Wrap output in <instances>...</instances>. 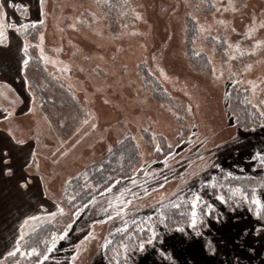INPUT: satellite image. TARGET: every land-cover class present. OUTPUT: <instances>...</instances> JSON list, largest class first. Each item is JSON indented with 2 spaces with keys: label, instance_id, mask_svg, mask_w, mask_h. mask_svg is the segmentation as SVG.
<instances>
[{
  "label": "rangeland",
  "instance_id": "obj_1",
  "mask_svg": "<svg viewBox=\"0 0 264 264\" xmlns=\"http://www.w3.org/2000/svg\"><path fill=\"white\" fill-rule=\"evenodd\" d=\"M29 1V6L16 3L26 7H13V18L10 12L0 11L7 14L5 23L43 21L35 25L39 26L35 39L18 32L28 44L25 57H31L35 48L43 67L71 88L86 111L78 125L63 134L58 121L61 108L42 107L39 92L24 72L19 73L27 89L12 90L1 100L0 106L12 113L2 122L11 138L19 144L36 143V168L48 182L44 209L66 206L64 184L101 160L127 134L141 154L131 177L116 180L72 217L68 237L41 264H109L104 243L117 229L153 215L167 201L191 198L193 193L201 196L198 207L202 202L212 206L210 214L206 206L195 227L191 221L171 229L160 224L152 242L147 243L151 237L144 240L143 250L138 247L126 256L119 251L111 264L117 260L119 264H264V210L257 216L255 207L239 195L232 200L214 190L229 173L264 174L257 156L264 155V126L239 128L230 105L234 87L247 89L259 108L264 99V43L256 45L264 42V0ZM189 39L194 54L209 57L210 68L191 62ZM7 43L6 29L0 47ZM16 108L18 112L31 108V115L17 120ZM145 131L155 133V141L152 135L149 144ZM160 134L173 150L156 160L155 143L163 149ZM5 138L9 143L0 137V161H5L13 144ZM8 184L0 178V264H17L8 259L21 235L20 226L14 238L15 222L35 202L19 176L21 203L18 215L11 216L6 200L15 194ZM1 188L8 192L2 195ZM121 193L131 203L116 215L123 207L117 199ZM257 193L264 197V191ZM109 202L115 208H109ZM89 231L92 237L77 251Z\"/></svg>",
  "mask_w": 264,
  "mask_h": 264
},
{
  "label": "trees",
  "instance_id": "obj_2",
  "mask_svg": "<svg viewBox=\"0 0 264 264\" xmlns=\"http://www.w3.org/2000/svg\"><path fill=\"white\" fill-rule=\"evenodd\" d=\"M37 27L39 26H30L28 29L19 32L35 39ZM190 43L189 39L187 51L191 62L203 69L210 68L211 61L209 57L205 53L194 54ZM35 52L34 48L32 56L30 55L31 59L25 69V77L39 92V100L42 107L47 109L51 104H54L56 107L61 108L58 121L61 128H63V134H69L71 129L75 128L85 115V108L68 85L48 73L43 67L42 61L35 55ZM38 81L41 82L39 83ZM161 99L164 100L165 98ZM230 105L234 121L239 128L248 130L264 126V116L260 115L261 112H264V99L259 108L251 101V96L247 89L242 86L234 87L230 90ZM69 123L71 126L67 130L64 127ZM145 134L147 142L150 144L152 142V133L145 131ZM158 136L163 139V141H160L163 149L156 151L158 153L156 160L163 158L173 150V147H169L170 145L165 142L166 138L164 135L160 134ZM140 160L141 154L137 143L131 134H127L109 149L101 160L90 163L64 184L62 201L66 206H61L64 209L63 216L58 214L55 218H48L47 213L57 210L45 211L36 216L38 217L36 221H29L25 225L23 229L25 235L22 240L19 239V251L13 255H8L9 261L17 264H33L41 260L46 252L45 242L50 240L51 233L62 231L64 226L71 221L77 207L85 206L95 196L109 189L116 180L131 177L134 173L133 168ZM258 166L264 167V161L260 158H258ZM220 182H222L221 186H215L214 190L227 197L231 196L232 200L236 198L232 196L233 188H242L249 193V198L253 190L256 192L264 191V174L260 176L224 175ZM70 197L75 199H70ZM190 199L189 195L177 197L164 203L153 215L140 216L131 220L127 228L120 229L114 234L110 239L111 243L105 248V257L108 263L111 264L115 258H119L120 255H117V253L123 251V249L119 248L121 243L128 244L127 252H132L139 247L140 241L151 237L150 230H154L160 224L165 229H171L189 223L191 221ZM206 206V202H202L199 205L197 209L199 218L203 216L202 213L205 211ZM161 214H163V223L160 222ZM201 221L202 223L204 222L203 220ZM32 248H37L40 255H29L28 253Z\"/></svg>",
  "mask_w": 264,
  "mask_h": 264
},
{
  "label": "crops",
  "instance_id": "obj_3",
  "mask_svg": "<svg viewBox=\"0 0 264 264\" xmlns=\"http://www.w3.org/2000/svg\"><path fill=\"white\" fill-rule=\"evenodd\" d=\"M32 1L34 2L35 0ZM18 2L24 3L25 5L29 6V3L31 1L1 0L0 5H2V7H0V11L5 10L8 12H12L13 7L11 6V4H16ZM9 15V18L15 17L14 13H11ZM7 39V45L0 47V88L2 89V91H0V105L1 100L4 97H8L7 95L12 90L19 89L23 92L24 89H27V87L24 85V80H22V77L19 73L24 72L25 76V67L22 64V61L25 57V40H23L19 33L13 29H7ZM18 85L19 87H17ZM19 96L21 97L20 94ZM25 101L26 100L23 99V102H21V106L25 105ZM7 110L9 111V108H7ZM5 115H7V113H5L4 109L0 106V137L5 140V137H7L11 140V143H13L10 147V153H7L4 157L5 161H0V167L2 168L3 172L2 175H0V178H2L5 182H9L7 186H11L12 189H10V192H12L11 194H15V196H12L10 200H6L7 207L10 208L6 209V211H8L11 216L18 215L17 207L18 203H21V198H19L17 193L19 190L18 180L19 176L21 175L23 176L24 181L28 184L26 190L28 191L30 198H32V200H34L35 202V205L28 210V213H23L19 218L16 217V228L13 233H15L14 238L17 239L18 230L21 224L24 222L25 218L29 216L39 215L42 212L48 211L44 209V193H46L45 187L48 186V182L43 174L36 168L39 163L37 158L36 143L33 141H29L23 144H19L18 142H16V140H14V138L12 139L9 131L6 130V127L2 126V122L7 120L4 118ZM30 115L31 108L25 109L23 112H18L16 108L14 118L18 120L21 118H28ZM4 143H9V141L6 140V142ZM13 179L14 182H11ZM1 191L3 192L2 195H4L8 192V188H1ZM1 198L3 197L0 196V199ZM8 213L4 215H9Z\"/></svg>",
  "mask_w": 264,
  "mask_h": 264
},
{
  "label": "snow or ice",
  "instance_id": "obj_4",
  "mask_svg": "<svg viewBox=\"0 0 264 264\" xmlns=\"http://www.w3.org/2000/svg\"><path fill=\"white\" fill-rule=\"evenodd\" d=\"M12 7L14 8H20V7H26L24 5H17V4H11ZM0 7H2V5H0ZM6 13H0V43H3L4 40H5V30L6 29H12L14 28L17 32L21 31V30H26L28 29L30 26L31 27H35V25L37 23H43V21H32V22H23V23H20V24H16L15 22H12V23H5V20H6ZM255 29H249V32H248V35H251V32L254 31ZM201 31H203V29L201 28ZM261 43H264L262 41H256V45H260ZM239 46L237 45V48ZM27 48H28V44L25 43L24 44V50H25V53L27 52ZM253 50H255V48H253ZM243 54V53H241ZM31 59V57H26L23 59L22 61V64L23 66L25 67L26 69V66L28 65L29 63V60ZM46 59V58H45ZM248 67H251V65H249ZM63 71H68L67 68H64ZM162 74H163V70H161ZM213 74H215V69L213 68ZM253 88H255V85H253ZM33 100H35V97H33ZM5 113H7V115H5V119H7L12 113L9 112L7 109H4ZM261 116H264V112H261L260 113ZM84 124H87L88 121L85 120L83 121ZM92 128H95L96 125L95 124H92L91 125ZM77 132L80 131L79 128L76 129ZM153 135V140L155 141V133L152 134ZM23 141H21L22 143ZM171 147V146H169ZM155 150L156 151H161V145L159 143H155ZM172 153L169 152L168 155L170 156ZM257 156L262 160L264 161V155H262L261 153H257ZM256 158V157H254ZM143 167V165L141 166ZM228 175H231V173H229ZM110 179V177H109ZM166 182V180H165ZM87 186V185H86ZM159 187H163V185H159ZM125 192L127 190H124ZM232 192H233V195H239L240 197H242L243 199H245L246 201L249 202V204L251 206H254L255 209H256V215L259 216L261 215V211L264 210V197H261L260 195H258V193L253 190L251 192V198L249 199V193L245 192L243 189L241 188H234L232 189ZM144 194L147 195L148 194V191L147 189L144 190ZM132 195H135V193H133ZM123 197V193L120 194V196H118V201L120 202V204L123 205V207H120L119 208V211L118 212H115L116 215H120L122 213H124V210L125 208H127L128 204L131 203V200H128V199H122ZM70 199H75L74 197H70ZM219 199L220 200H225V197L223 195H220L219 196ZM201 201V196L199 195V193H193L192 194V197L190 199V203H191V224L193 227L196 226L197 222H198V213H197V207H198V204L200 203ZM95 202V199L93 198V200L90 201V203H94ZM87 205H85L84 207H86ZM84 207H77L73 213L74 216H79L80 213L84 210ZM108 207L109 208H115L114 204L112 202H109L108 204ZM208 210H209V214L211 212V205H208ZM107 211V210H105ZM60 215V216H63L64 215V209L62 207H57V211L55 212H49L47 213V217L48 218H55L57 215ZM161 223H163V214H161ZM109 219H111V217H108ZM38 219V217L36 216H29L25 219L24 223L21 225V235H20V239L22 240L25 233L23 231L25 225H27L29 223V221H36ZM73 222H69L66 226H64L63 230L60 231V232H52L51 233V236H50V240H47L45 243H46V252L43 254L42 256V259H47V253H50L52 252L59 241L61 240H65L67 237H68V234H69V231L73 228ZM124 228H127L128 225L127 224H124L123 226ZM117 231H120V229H117ZM141 231H143V229H141ZM199 234V233H197ZM156 232L155 230H150V236L151 238L147 241V243H151L152 242V239H154L156 237ZM90 237H92V232L89 231L87 235H85L83 237V239L81 241L78 242L77 244V251H79V248H80V245H82L85 241H87ZM111 243L110 240H106L105 243H104V247L107 248L109 246V244ZM144 244L145 242L144 241H140L139 243V247L141 250L144 249ZM19 245H20V241L18 240L17 241V246L16 248L13 250V252H10L9 255H13L15 254V252H18L19 251ZM119 248L120 249H123L124 251V254L125 256L127 255V249H128V244L126 243H121L119 245ZM29 255H32V254H36V255H40V252L37 248H32L30 250V252L28 253ZM119 253H117L118 255ZM73 259H75V257H73ZM37 264H41V260H38L37 261ZM116 264H119V261L117 260L116 261Z\"/></svg>",
  "mask_w": 264,
  "mask_h": 264
}]
</instances>
